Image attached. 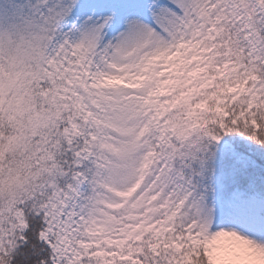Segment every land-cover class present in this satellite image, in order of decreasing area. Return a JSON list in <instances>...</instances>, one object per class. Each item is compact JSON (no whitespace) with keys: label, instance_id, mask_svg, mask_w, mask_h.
<instances>
[{"label":"snow or ice","instance_id":"1","mask_svg":"<svg viewBox=\"0 0 264 264\" xmlns=\"http://www.w3.org/2000/svg\"><path fill=\"white\" fill-rule=\"evenodd\" d=\"M0 264H264V0H0Z\"/></svg>","mask_w":264,"mask_h":264}]
</instances>
